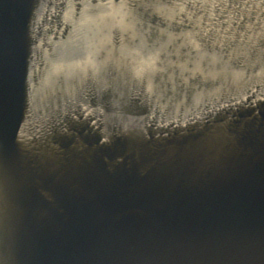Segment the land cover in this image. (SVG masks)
Here are the masks:
<instances>
[{
    "label": "water",
    "instance_id": "95a60500",
    "mask_svg": "<svg viewBox=\"0 0 264 264\" xmlns=\"http://www.w3.org/2000/svg\"><path fill=\"white\" fill-rule=\"evenodd\" d=\"M163 1L172 3L128 2L151 37L182 27L179 15L169 19L156 9ZM56 2L47 0L43 10L41 0H0V167L17 185L15 199L3 207L15 225L0 264H11V257L13 264H264V79L245 95L231 85L219 101L166 117L142 94L120 107L114 87L90 83L82 99L93 108L75 103L77 117L54 118L50 138L41 141L39 122L47 120L30 110L29 59L43 22L61 28L65 3ZM92 2L93 9L77 2V10L81 4L93 15L115 9L112 0ZM236 29L229 44L242 36L238 30L249 32L244 23ZM53 32L57 39L60 32ZM258 41L239 61L249 69L256 59L253 71L264 63V39ZM174 74L177 90L167 80L164 95L173 101L193 102L197 90L203 95L222 82L198 74L186 83ZM119 111L130 115L118 121Z\"/></svg>",
    "mask_w": 264,
    "mask_h": 264
},
{
    "label": "rangeland",
    "instance_id": "374dc122",
    "mask_svg": "<svg viewBox=\"0 0 264 264\" xmlns=\"http://www.w3.org/2000/svg\"><path fill=\"white\" fill-rule=\"evenodd\" d=\"M84 1L93 5L92 9L98 4L92 0H64L66 10L62 14L61 28L55 22L48 23V20L42 23L43 35L35 43V58L29 59V74L33 85L30 110L35 113L36 119L47 120L39 122L45 128H40L41 133H38L41 141L50 138L53 131L50 125L54 118L63 120L62 117L67 113L77 117L73 111L76 104L82 102L84 111L93 108L82 99L84 90L90 83L100 90L114 87L120 96L116 98L115 104L120 107L128 103L130 95L135 97L142 94L145 100L156 105L164 114L163 117H166L179 113L182 107L192 108L219 101L224 92L231 93L228 91L231 85L238 87L239 93L245 95L244 91L254 88L257 82L264 79V63L257 71H253L256 59L248 65L249 69L239 62L241 56L248 55L253 49L251 45H257L260 38L264 39V0L163 1L156 9L165 11L169 19H175L174 16L179 15L176 21L182 23L180 31L171 29L165 38L150 36L149 29L142 26L141 19L129 6V0H112L115 9H107L105 13L108 15H93V11L84 10ZM41 2L45 10L47 0ZM77 2L82 3L80 10H77ZM55 10L54 5H51L50 11L54 13ZM41 17L44 19V13ZM183 19L194 20L197 26L195 30L190 22ZM222 21H226L223 28ZM239 23H244L249 32L242 33L243 30H238L242 36L229 44L227 36L234 37ZM66 24L69 26L68 33L62 37ZM53 31L60 32L57 39L54 38ZM201 33L207 34L213 51L203 46L205 42L200 39L203 35ZM227 42L231 46L225 52ZM170 44L174 49L168 48ZM222 60L226 63L219 69L218 63H222ZM174 73L180 75L186 83H190V77L198 74L214 79L222 78V82L206 88L203 95L197 90L193 102L188 103L186 99L173 101L170 95H164L167 80L172 89L177 90ZM158 75L160 78L155 79ZM115 113H118V121L123 118V114L130 115L123 111ZM110 114L113 115V112ZM26 123L28 124V120ZM62 125L64 124L60 126ZM24 132L29 137L33 134L30 128H26ZM34 142L36 141L33 140L32 143ZM35 146L34 150L48 154L41 146ZM15 187L17 185L12 177L0 167V214L5 213V220L0 216V250L7 237L13 233L15 225L8 218L9 212L3 208L15 199Z\"/></svg>",
    "mask_w": 264,
    "mask_h": 264
},
{
    "label": "bare ground",
    "instance_id": "6f19581e",
    "mask_svg": "<svg viewBox=\"0 0 264 264\" xmlns=\"http://www.w3.org/2000/svg\"><path fill=\"white\" fill-rule=\"evenodd\" d=\"M111 8H112V7H111ZM41 196L44 197V198H46V199L49 200V201H52L51 195H50L47 191L42 190V191H41ZM21 219H22V217H21ZM20 221H21V220H20ZM14 248H15V245H14ZM14 250L16 251V248H15ZM11 264H13V262H12V257H11Z\"/></svg>",
    "mask_w": 264,
    "mask_h": 264
}]
</instances>
